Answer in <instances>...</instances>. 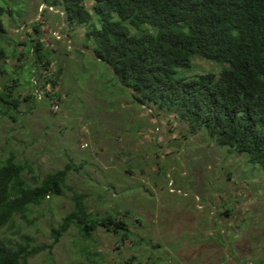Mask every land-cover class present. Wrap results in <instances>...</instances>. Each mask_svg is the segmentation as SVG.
I'll use <instances>...</instances> for the list:
<instances>
[{"label":"rangeland","instance_id":"1","mask_svg":"<svg viewBox=\"0 0 264 264\" xmlns=\"http://www.w3.org/2000/svg\"><path fill=\"white\" fill-rule=\"evenodd\" d=\"M86 3L91 7V0ZM0 4L15 7L13 18H3L21 53V58H0V68L6 65L10 71H0V86L14 76L17 93L34 96L22 104L18 120L0 114V157L15 153L20 161H33L40 179L71 165L68 183L86 195L89 208L124 218L131 232L123 241L100 226L86 239L71 227L30 264H237L214 236L212 230L220 229L238 264H264L260 166L250 164L246 154L218 145L205 131L192 132L173 113L137 105L118 86L107 85L102 65L88 56L84 62L76 54L63 56L69 62L54 89L46 79L58 71V63L52 71L37 66L33 55L23 53V42L34 31L17 25L22 19L39 20L46 44L67 43L71 49L85 47L86 26H76L69 37L66 22L57 16L61 10L45 0ZM12 49L6 43V52ZM222 66L197 57L192 68L179 73L220 74ZM53 92L60 97L52 99ZM26 177L34 180L30 173ZM64 192L36 207L28 219L17 216L3 234L14 242L27 235L32 245L52 244V229L74 208L72 192Z\"/></svg>","mask_w":264,"mask_h":264},{"label":"trees","instance_id":"2","mask_svg":"<svg viewBox=\"0 0 264 264\" xmlns=\"http://www.w3.org/2000/svg\"><path fill=\"white\" fill-rule=\"evenodd\" d=\"M45 2L65 12L69 37L76 26H86L85 47L71 49L67 43L46 44L39 20L22 19L17 25L22 28L25 24L34 31L24 40L23 53L33 55L37 66L52 71V64L58 63V71L46 79L54 89L69 62L63 56L76 54L80 62L88 56L102 65V80L112 88L118 86L137 105L173 113L192 132L205 131L218 145L246 154L250 164L264 170V0H91V7L86 0ZM14 8L0 4L3 59L21 58L16 49L19 42L3 18L6 14L13 18ZM6 43L13 45L11 54L6 52ZM197 57L222 64L220 74L181 75L179 70L192 68ZM0 71L10 74L6 65ZM29 82L40 87L31 79ZM17 87L14 76L0 86V114L14 120H18L22 104L34 98L18 94ZM49 95L60 97L56 92ZM70 168L40 179L33 161H20L15 153L0 157V264H30L31 258L51 248L71 227L86 239H92L100 226L121 235L123 241L131 236L124 218L112 212L100 215L89 208L86 195L68 183ZM27 173L33 181L27 179ZM66 189L72 192L74 208L52 229V244L32 245L27 235L22 242H14L3 234L17 216L28 219L36 207L63 195ZM212 231L228 245L221 229Z\"/></svg>","mask_w":264,"mask_h":264},{"label":"water","instance_id":"3","mask_svg":"<svg viewBox=\"0 0 264 264\" xmlns=\"http://www.w3.org/2000/svg\"><path fill=\"white\" fill-rule=\"evenodd\" d=\"M61 13H62L63 21H64V23H65V16H64L65 12H64V11H61ZM28 22H29V21H28ZM24 26H25V24H24ZM68 36H69V35H68ZM87 53L91 54L92 56H94V57H96V58H99V57L96 56L95 54H92V53H90V52H88V51H87ZM99 59H100V58H99ZM131 90H132V89H131ZM229 247H230V244L228 243V245H227V249H226V254H227V256H228L229 259L235 261V259H233V257H231V255H229V253H228V249H229ZM237 264H238V263H237Z\"/></svg>","mask_w":264,"mask_h":264},{"label":"flooded vegetation","instance_id":"4","mask_svg":"<svg viewBox=\"0 0 264 264\" xmlns=\"http://www.w3.org/2000/svg\"><path fill=\"white\" fill-rule=\"evenodd\" d=\"M236 263H238L236 260H235Z\"/></svg>","mask_w":264,"mask_h":264}]
</instances>
